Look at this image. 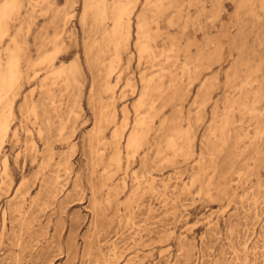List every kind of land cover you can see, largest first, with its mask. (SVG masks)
Segmentation results:
<instances>
[{
    "label": "rangeland",
    "instance_id": "obj_1",
    "mask_svg": "<svg viewBox=\"0 0 264 264\" xmlns=\"http://www.w3.org/2000/svg\"><path fill=\"white\" fill-rule=\"evenodd\" d=\"M8 1L0 0V6ZM118 1L127 2L106 0L109 16L100 21L89 10L93 0H21L10 35L0 44L5 61V49L16 38L36 67L23 63L12 129L0 155V264H264V135L248 117L249 135L243 141L237 142L241 127L230 133L228 144L204 138L216 104L219 114L224 111L232 68L240 66L245 75V62L264 75V9L256 0L258 14L252 16L242 5L253 0H183L187 34L180 33L185 22L172 11L160 19V37L153 42L160 58L155 69L139 59L135 46L137 15L147 1L137 0L130 42L108 92L105 72L111 56L102 54L95 41L102 43L111 30ZM170 16L178 21L174 28L168 27ZM237 19L250 28L241 49L221 37L225 26L235 32ZM59 25L65 49L51 66L39 63L54 50L50 41ZM174 36L183 50L172 72L188 90L183 102L157 104L146 144L137 153L127 151L126 137L118 145L115 130L126 116V135L134 128L142 76L159 72L162 52ZM206 38L219 43L207 48ZM204 48L209 53L220 49L218 59L189 85L180 67ZM71 66L79 71L74 85H67L64 76L53 77L54 70ZM206 81L213 85L202 95ZM237 81L235 88L242 83ZM170 82L167 78L166 85ZM114 113L108 123L105 116ZM258 113L263 129L264 101ZM175 129L194 137L193 152L168 148Z\"/></svg>",
    "mask_w": 264,
    "mask_h": 264
},
{
    "label": "bare ground",
    "instance_id": "obj_2",
    "mask_svg": "<svg viewBox=\"0 0 264 264\" xmlns=\"http://www.w3.org/2000/svg\"><path fill=\"white\" fill-rule=\"evenodd\" d=\"M257 1L260 3L261 9H264V0H257ZM211 2L213 3V1H211ZM49 3H50V1H49ZM32 4H34V3H32ZM107 4L108 3H106V0H101V1L93 0L92 4L89 6V10L100 21L105 20L107 15H108V9H109ZM114 6L115 7H114V11H113V16H112L113 17L112 18L113 25H112L111 30H107L104 32L103 40L101 39L102 43L95 41V45L100 47L99 49H101L102 54L107 53V54H110V56H111V58H109L110 56L109 57L106 56L110 59L109 60L110 62L108 63V66H107V71L105 72L106 73V79H107V84H106L105 90L108 92L109 91L111 92V90L113 89V84H112V82H110V80L115 74H118L117 69H118V66L120 65V63L122 61L123 52L125 50H127L129 42H130L132 19H133V14H134L135 8L137 6V0H127L126 3L118 1L116 3V5H114ZM21 8H22L21 0H9L5 4H2L0 6V44H2L5 40V38L10 35L11 23L13 21V18L15 15L20 13ZM242 8L245 9V13L247 15L256 16L258 14V12H257L258 8L256 9V0L249 1V2L245 3L244 5H242ZM183 9H184L183 0H147L145 2L142 11L137 15V26H136V37H137V39L135 42V46L137 48L138 56H139L140 60L149 61L153 68H155L157 66V62H160L159 56L156 55L157 51L155 52V50H154L155 47L153 46V42H155L156 39L160 37V32H161V28L159 27L160 19L163 16H166V14L169 11H172V14H177L178 15L177 17H179L181 22L182 21L185 22L183 24V26L180 25L182 28V31L180 30L181 31L180 33H182V35L184 36V34L187 32V29H188L189 19L185 20V16L183 15V12H185V11ZM242 12H244V10ZM149 14L152 15V17H153L152 19H150L151 17L149 18ZM202 14L204 15V13H202ZM214 15L216 16V14H214ZM174 17L172 16L171 18H169V22H168L169 26L168 27L174 28L175 24L176 23L178 24V21L175 23L176 18L174 19ZM248 17H250V16H248ZM56 20H57V18H56ZM207 21H209V20H207ZM153 24L156 25L155 28H153ZM65 25L66 24H64V26ZM206 26H207V24H206ZM63 27H60V25L57 27L56 33L54 34V36L52 37V39L50 41V43L53 45L54 50L52 51V53L44 54L41 57V59L38 60L39 63H47L48 65L51 66L61 56L62 51L65 49V42L62 40V33H63V29H64ZM173 28H171V29H173ZM234 28H235V32H231L230 28H228V26L223 27L221 37L226 38V40H228L234 48L241 49L246 44V37H247L248 30H250V28H248L247 22H245L243 20H238V19H237V22L235 21ZM174 37L175 38H171V43H170V46L168 47V49L165 48L166 50H164L162 52V57H165V59H164L163 65H161V64L159 65L160 66L159 72L156 74H153L152 76H147V75L142 76L143 88H142L141 95L137 101V104L135 105L136 119H135V122L133 125L134 128L126 135V132H127L126 130L128 128V117L126 116L125 120L123 122V125H121L120 128H117L115 130L114 136H115V139H116L118 145H121L122 140L124 139V137H126V149H127V151H133L134 153H137V151L144 144H146L148 136L150 135L152 130L154 131L153 119L156 115H158V113L156 111L157 110V104H158V106H159V103H165L167 105V104L174 103L176 101H182L184 99L183 96L185 95V89L187 87L185 88V86L180 84L176 79L177 77L172 72V70H173L172 68L176 67L178 65V62H179L178 51L183 50L179 46V41H178L179 39L177 40L176 36H174ZM11 43L12 44L8 45V47H6V49H5V50H7V54H8L7 59L5 61L1 57L2 54H0V155H1L2 150H4V147H5L4 145L6 143V139H7L8 135L12 129L11 117L13 116V106H14V103L17 99V93L19 92L20 83L24 78L23 63L25 61L28 68H30L31 66L35 67V63H32L33 61L27 59V55H26L25 50L23 49V46L20 45V43H18L16 38H13ZM205 43H206L205 46L207 48H209L210 45L212 46V44H214V43H219V40H217V39L213 40L211 38H209V39L206 38ZM219 50L217 49L213 53H209V52H207L208 49L205 50V48H204V49L199 50V54H198L197 58H195V60L194 59L189 60L188 58L185 60V62L181 65L180 70L182 71V73L184 75H187L189 77V85H191V84H193V82H195V80L199 77L200 73H202L201 71H203L206 68H209L211 66V63L215 62L218 59L217 54H218ZM102 54L100 57H102ZM98 55H99V52H98ZM185 55H187V54H185ZM95 59L97 60L96 57H95ZM243 59H245V58H243ZM100 60H102V58L101 59L98 58L99 63H100ZM106 61H108V60H106ZM98 62L96 61V63H98ZM241 65L247 66L248 71L245 75H241L240 74V66L237 65L234 68H232L233 71L229 76L230 77V83H229L227 95L223 101L224 111L223 112L221 111L222 114H219L218 104H216V108H215V111H214L213 116H212L213 117L212 124L208 127V132H207L208 135L205 134V137L203 136L204 138H206L207 142H210L211 140L216 139V140L222 141L224 144H228L229 138H230V133L232 131H236L238 127H241L242 130H244V133L242 132L243 135L238 137L239 141H237V142L243 141L249 135V134H247L248 132L247 133L245 132L247 129L245 130V126H244L248 122V120H247L248 117L255 119V121L257 123V127H258L257 133L262 135V136L264 135V126H263V129H260V123L258 121V117L260 114V113H258V104L261 103L262 101H264V75H262V77H261L260 76V70L258 68L249 67L248 64L245 62H241ZM99 66H100V64H99ZM77 72H79V71L76 68V66L75 67L71 66L69 68H65V67L58 68V69L53 71V77L64 76L66 79L65 82L67 83V85H70V83H72L74 81H78L76 79ZM262 74H264V73H262ZM27 75L29 76V74H27ZM121 75L122 74L118 75V77H117L118 81L121 78ZM29 77L32 78L31 76H29ZM167 78H169L171 81L169 86L166 85V79ZM57 80L58 79H56V81ZM63 80H64V78H63ZM237 80H241L242 83H241V85H238L237 88H235L236 86H234V83ZM181 83H183V82H181ZM129 84L130 83H128V85ZM212 85H213L212 81H206L205 83H203L202 88H201L202 95L206 94L210 90ZM186 90H188V89H186ZM199 96H200V92H199ZM29 113L30 114H32V113L36 114V107L34 106L32 108V113L31 112H29ZM236 113H238L240 115V117H241L240 120L236 119V117H235ZM115 118H116L115 113L112 115L105 116V119L108 123L113 121ZM260 120H261V118H260ZM107 122H105V123H107ZM165 125H166V123H165ZM246 125H248V124H246ZM39 126H41V125H39ZM172 126L177 128V125L175 123H172ZM247 128H248V126H247ZM173 130H174V128H173ZM40 131H41V129H40ZM15 132L17 134V131H15ZM15 132L13 134H15ZM113 141H114V139H113ZM183 142H185V144H186L185 147L181 146V144ZM113 143L115 145L116 142H113ZM194 143H195V139H194V137H192L190 135L189 132H184L180 129H175V136L168 142V148L173 150V151H184L185 150L186 154H187V153H191L194 151ZM223 147H224V145H223ZM119 153H122V152H119ZM131 155H129V156H131ZM118 158L116 160H118ZM132 159H133V157H132ZM33 161H34V159H33ZM4 164H5L4 174H6L7 170L9 169L7 159H5ZM215 173H216V171H215ZM21 194H22V192H21Z\"/></svg>",
    "mask_w": 264,
    "mask_h": 264
}]
</instances>
